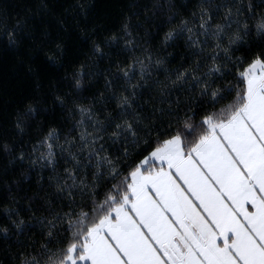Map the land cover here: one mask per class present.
Masks as SVG:
<instances>
[{
    "label": "snow or ice",
    "instance_id": "obj_1",
    "mask_svg": "<svg viewBox=\"0 0 264 264\" xmlns=\"http://www.w3.org/2000/svg\"><path fill=\"white\" fill-rule=\"evenodd\" d=\"M118 7L0 0V264H264V0Z\"/></svg>",
    "mask_w": 264,
    "mask_h": 264
},
{
    "label": "trees",
    "instance_id": "obj_2",
    "mask_svg": "<svg viewBox=\"0 0 264 264\" xmlns=\"http://www.w3.org/2000/svg\"><path fill=\"white\" fill-rule=\"evenodd\" d=\"M127 0H96L98 6V14L101 16H105V25L111 27L113 24L118 23L119 17V7L118 5L122 3H126ZM4 43V38L0 36V45ZM83 59V50L75 45L74 40H69L66 42V51H65V68L67 71H72L74 62H78L79 60ZM12 66L13 61L10 55H5L2 60H0V82H3L4 79H10L12 76ZM103 67V65H101ZM65 69H61L59 72L52 71L49 75L55 76L59 78L64 74ZM87 71V69H85ZM13 87L19 85V81H12ZM100 87V83H92L86 85L85 92L90 93L94 91L96 88ZM6 99H10L11 97H5ZM230 102L229 99H225L218 103L215 106L214 111L212 112L213 117L216 120L224 119L228 115V104ZM192 131H186L184 129V124L181 122L179 128L181 131L184 132L185 136L187 137L188 141H191L194 135L201 134L203 129L198 128L195 125V122H189ZM4 140V137L0 136V142ZM6 164V158L3 155L2 150H0V167H3ZM3 191V185L0 184V192ZM6 223L2 218H0V225Z\"/></svg>",
    "mask_w": 264,
    "mask_h": 264
}]
</instances>
